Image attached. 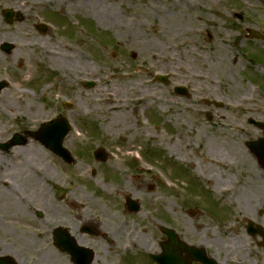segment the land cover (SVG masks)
<instances>
[{
	"label": "rangeland",
	"instance_id": "obj_1",
	"mask_svg": "<svg viewBox=\"0 0 264 264\" xmlns=\"http://www.w3.org/2000/svg\"><path fill=\"white\" fill-rule=\"evenodd\" d=\"M19 1L0 0V28H9L1 21L3 9L14 7ZM60 1L33 0L40 6L33 13L45 6L56 7ZM62 1L68 4L67 0ZM149 1L142 0L147 2V9ZM213 1L179 0L176 5L172 0H152L149 2L152 14L145 15L141 8H136L141 7L135 5L138 0H100L96 9L101 4L108 6L116 19H112L111 30L116 47L105 48L100 40V48L96 47L98 54L96 49L93 53L96 55L80 51V55L71 59L47 58V73H30L36 74V89L51 82L54 98L74 103L64 115L69 119L75 109L77 124L82 129L66 142L69 147H80L77 163L66 166L33 140V147L39 148L31 147L28 153L20 148L19 152L15 148L0 150V179L11 182L14 174L20 172V169L13 172L12 168L27 160L36 178L39 180L40 176L50 184L47 193L56 194L59 200L65 193L64 183L80 184L77 188L84 195L80 199L86 205L101 201L92 209H108L112 204L109 194H116L121 200L124 192L145 206L144 210L156 208V215L172 216L176 210L185 241L204 243L222 264H264L263 238L248 232L249 219L264 226V174L257 170L258 179L251 183L246 173L251 170L246 158H252L246 143L263 136V130L249 120L264 122V47H260L262 53L258 54L255 48L247 50L240 30L233 24L237 23L234 13L238 12L245 17L242 25L260 27L264 14L262 7L256 10L249 4H255V0H218L223 5L215 9L211 6ZM200 3L204 7L198 9ZM88 6L91 7L90 4L84 7L86 13ZM122 6L130 13H138L144 21L135 33L130 31L134 19L125 17L129 12ZM202 15L207 19L200 18ZM191 28H201L199 36H192ZM246 51L258 57L251 61L252 56ZM73 59L80 67L77 85L71 84L74 83L71 72L55 68L59 66L57 62L65 65ZM157 74L168 75L169 84L155 81ZM20 82L6 87L0 95L1 129L16 115L18 118L22 110L16 109V105L25 98L43 108L29 91L22 96L20 89L28 83ZM85 82L92 86H85ZM178 85L187 86L192 96L176 95L174 87ZM107 91L120 103L118 110L109 109L100 97ZM33 109L38 108L34 105ZM54 110L53 105L45 112L38 110L36 117L50 116ZM208 111L212 119H207ZM6 140L7 137L0 136L1 143ZM131 144L133 150L129 151ZM98 147L108 152L105 163L95 160L91 153ZM173 148L181 153L186 151L187 155L172 152ZM170 175L174 192L164 194L158 182L168 180ZM6 195V190L0 189V210L7 208L3 201ZM115 203L112 208L120 211V203ZM195 208L200 213L192 216L190 211ZM130 218L132 230L136 231L140 225L134 220L137 216ZM1 219L0 212V222ZM7 222L6 219L4 223ZM5 224L0 227L5 233L4 237L0 233V249L4 246L7 252L16 242V233L10 224L5 229ZM158 232L156 229L154 236ZM152 243L156 244L155 237Z\"/></svg>",
	"mask_w": 264,
	"mask_h": 264
},
{
	"label": "flooded vegetation",
	"instance_id": "obj_2",
	"mask_svg": "<svg viewBox=\"0 0 264 264\" xmlns=\"http://www.w3.org/2000/svg\"><path fill=\"white\" fill-rule=\"evenodd\" d=\"M138 1L139 4L135 5H141V7L136 8H141L146 15L147 2ZM172 1L176 5L179 3V0ZM67 2L68 4H64L61 0L56 7L45 6L33 13L40 6L35 5L33 0H20L19 3L14 4V7H11L14 11L11 20L5 18L1 20L9 28L7 30L0 28V85H8L7 89H9L10 85H20L22 80L23 83H28V86L25 85L20 89L22 96L26 94V91H29L35 99L43 104V108H41L43 112L51 108V105L55 109L50 116L36 117L38 116L37 111H41V109L32 103L30 98L27 97L19 105H16V109L18 107L19 110H22L18 118L16 115L15 118L9 120L6 128L4 126V129L2 128L4 131L0 128V136L7 137V140L2 143L19 140L17 145L9 146L7 151L10 149L14 151V148H21L31 143L28 147L21 148L22 151L28 152L29 148L33 147V140L51 151L32 133L38 131L45 122L50 121L52 115L67 118L64 114L68 108L71 111L74 106V103L68 106L66 101L52 96L51 82L36 89V74L30 76V73L37 71L47 73V68H49V65H46L47 58L51 60L53 57H69L71 59L80 55V51L83 53L86 51L87 55H96L93 53L96 47L100 48V40H103L105 48L116 47L115 42H112L111 39L113 28H110L114 24L112 19L114 21L116 19L112 18L110 7L101 4L100 9L98 7L97 10L96 4L101 3L100 0H67ZM149 2L148 7H152V3L149 6ZM254 3L249 2L256 10L262 7L261 11L264 14V1L255 0ZM87 4L91 5L87 8L88 13L84 12L86 9L84 7H87ZM221 4L222 2L215 0L211 6L215 9ZM132 5L134 4L132 3ZM186 5L189 7L187 3H185ZM142 7H146V9ZM202 7H204L203 3L198 4V9ZM122 9L129 12L125 17L129 15L128 17L134 19V26L129 25L132 29L130 31L135 33L144 21L138 13H130L129 9L124 6ZM234 17H237L234 19L237 23L233 22V24L240 30L241 39L245 40V45L248 46L247 50L255 48L258 50L257 54L262 53L259 49L264 47V38H262L264 23L260 27L244 26L242 23H244L245 17L242 13H234ZM200 18L206 17L202 15ZM121 28H123L122 25ZM200 29L191 28L192 36H199L198 30ZM106 32L108 33L106 34ZM205 34L212 38L209 31H205ZM251 35H256L257 38H250ZM95 42L98 43V46ZM96 52L98 54L97 49ZM246 53L251 55L250 51H246ZM257 54L252 53L251 60L258 57ZM134 56L136 55L134 54ZM77 63L76 59L70 60L65 65L62 62V65L57 62L59 66L55 68H60L61 72L67 70L71 74L73 73L71 78L74 83L71 84L77 85L76 79L79 78L77 70H80L79 63L78 65ZM4 91L5 88L0 90V95ZM34 105L38 109H33ZM75 116H77V112L74 109L73 118L68 119L71 129L64 139V146L74 154L75 160L68 163L59 157L66 166L75 165L79 157L77 153L80 147L77 145L69 147L66 143L74 134L82 132ZM16 135L20 136L19 139H15ZM33 148L36 150L39 147L34 146ZM0 150L5 151L1 146ZM248 151L252 155L251 170L250 172L247 170L246 173L251 183H255V179H258L256 177L259 176L257 170L261 169L264 174V167L259 163L255 153L250 149ZM19 169L20 172L14 174L11 182L0 179V189L6 190L8 194L3 199L7 208L1 207L0 210L2 214L0 227L4 226L7 219V224H10L16 233V242L12 249L7 252L3 250L4 246L0 249V264H179L180 256L184 260V264H204L196 261L198 253L194 250H183L180 254L179 250H176V246H167L171 237L165 229H171L172 235L178 234L185 240L178 226L179 216L176 210L172 216L156 215L154 213L156 208L144 210L145 206H142L138 211H131L126 204L125 196L121 195V200H118L116 194H114L116 197L109 194L112 204L107 207L108 209H92L97 204L100 205L101 201H91L89 205H86L80 199L84 196L77 188L80 184L64 183L65 193L59 200V197L55 198L56 194L47 193L50 184L37 175L40 178L38 180L33 168L17 166L11 171L16 172ZM9 171L8 173L12 175L13 173ZM44 173L48 175V172ZM170 180H173L171 175L168 180L160 179L158 182V188L163 187L164 194L174 192L172 189L174 184H171ZM249 189L254 190V188ZM115 202L120 203V211L112 208L115 206ZM8 212L10 216L7 214ZM162 212L164 211L162 210ZM169 212L171 213V211ZM132 215L137 216V219L134 220L141 225H138L136 231L132 230L130 218ZM130 221L131 225L129 226ZM7 224H5V229L9 228ZM156 229L159 232L154 236ZM0 233L3 234L2 237L5 236L2 229H0ZM154 237L156 244L152 243ZM187 242L195 247L203 248L210 257L215 258L204 243ZM222 247H224L223 243ZM155 256L160 262L156 261Z\"/></svg>",
	"mask_w": 264,
	"mask_h": 264
},
{
	"label": "water",
	"instance_id": "obj_3",
	"mask_svg": "<svg viewBox=\"0 0 264 264\" xmlns=\"http://www.w3.org/2000/svg\"><path fill=\"white\" fill-rule=\"evenodd\" d=\"M5 15L7 18H11L12 17V13L11 11H6ZM264 38V36L262 37ZM157 79L164 81L165 83H168V80H166V76H158ZM5 85H0V88L4 87ZM176 91L178 94H187L186 93V89L184 87H177ZM66 124V126L64 124H62L61 126L58 127H52L51 128V132L48 135H45V133L40 134V138L42 141H44L47 145L51 146L57 153H59L60 155H62L64 158H69V154L67 153L66 150H64L62 148V141L63 138L66 136L68 130H69V126L67 124V122H64ZM255 124H257L260 127H264V123H260V122H254ZM249 147L252 149L253 152L256 153V155L258 156L260 163L263 165L264 167V139H260L258 141H253V142H249L248 143ZM4 146V145H3ZM10 145H6V147H8ZM98 157L100 158V160H105L106 159V155L105 152L100 149L97 152ZM129 207H131L132 202L129 200ZM251 232H253L254 234L256 233H261L264 235V230L262 229V227H260L259 229H250ZM167 232L169 233V235H171V232L169 230H167ZM172 237V235H171ZM168 247H172V246H176V250L178 249L179 252L181 253L183 250H194V247L191 246H187L184 242L177 241V237H174V240L171 238V241L169 242V244L167 245ZM195 252H197L196 250H194ZM202 252V256H200L198 258V260H203L205 262V264H216V262L212 259H208L205 257L206 253L204 252V250H201ZM158 260V258H156ZM182 263V261H181Z\"/></svg>",
	"mask_w": 264,
	"mask_h": 264
},
{
	"label": "bare ground",
	"instance_id": "obj_4",
	"mask_svg": "<svg viewBox=\"0 0 264 264\" xmlns=\"http://www.w3.org/2000/svg\"><path fill=\"white\" fill-rule=\"evenodd\" d=\"M150 9H151V7H148V13L149 14H152V12H150ZM110 28H113V26H111ZM158 30H159V28H158ZM70 50H72V49H70ZM71 52V51H70ZM77 58H79V57H77ZM77 72L78 73H80V70L78 69L77 70ZM73 74V73H72ZM112 92H109V91H107V94L106 95H104L103 96V94L102 95H100V97L101 98H104V101H105V103H106V105H108L107 107L109 108V109H111V110H118V108L120 107V103L119 102H116V98H114V96H112ZM107 95H109L108 97H106ZM129 147L131 148V147H133V144H131V145H129ZM21 149V148H20ZM19 148H16L15 149V152H19V151H21ZM175 151H177V153L179 154L180 153V155L182 154V156H186L187 155V153H186V151H183L182 153H181V150L180 149H175V148H173L172 149V152H175ZM26 152V151H25ZM26 153H28V152H26ZM31 154V153H30ZM137 155L138 156H140L139 155V153L137 152ZM246 160H247V162L249 163V164H251V159L249 158V157H247L246 158ZM24 162L22 163V164H20L19 166L21 167V166H24V167H29L30 169H32L33 167H32V164H30V162H28L27 160H23ZM115 163H117V160L115 161ZM13 168H17V166H14ZM12 168V169H13ZM216 189L218 190V186H216ZM125 193L123 192L122 193V195H124Z\"/></svg>",
	"mask_w": 264,
	"mask_h": 264
}]
</instances>
